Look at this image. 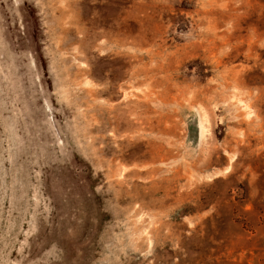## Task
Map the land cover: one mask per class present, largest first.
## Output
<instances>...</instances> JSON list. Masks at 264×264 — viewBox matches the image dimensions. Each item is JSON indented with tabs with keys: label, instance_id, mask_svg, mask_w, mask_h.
<instances>
[{
	"label": "rangeland",
	"instance_id": "374dc122",
	"mask_svg": "<svg viewBox=\"0 0 264 264\" xmlns=\"http://www.w3.org/2000/svg\"><path fill=\"white\" fill-rule=\"evenodd\" d=\"M0 264H264V0H0Z\"/></svg>",
	"mask_w": 264,
	"mask_h": 264
}]
</instances>
